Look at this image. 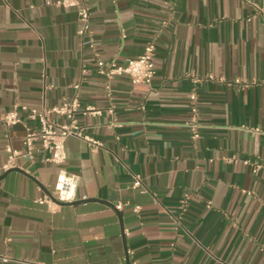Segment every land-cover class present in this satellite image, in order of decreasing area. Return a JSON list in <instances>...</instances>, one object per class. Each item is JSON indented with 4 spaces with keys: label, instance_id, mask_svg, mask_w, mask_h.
I'll return each mask as SVG.
<instances>
[{
    "label": "crops",
    "instance_id": "0c3cea01",
    "mask_svg": "<svg viewBox=\"0 0 264 264\" xmlns=\"http://www.w3.org/2000/svg\"><path fill=\"white\" fill-rule=\"evenodd\" d=\"M57 1L0 0V115L19 119L0 121V165L30 109L74 95L99 146L67 137L57 165L36 143L0 172V264H264V0H79L82 34ZM148 42L149 84L105 75ZM60 171L77 202H36Z\"/></svg>",
    "mask_w": 264,
    "mask_h": 264
},
{
    "label": "built area",
    "instance_id": "2783aa9c",
    "mask_svg": "<svg viewBox=\"0 0 264 264\" xmlns=\"http://www.w3.org/2000/svg\"><path fill=\"white\" fill-rule=\"evenodd\" d=\"M49 3L48 1H46ZM57 4L63 6H75L77 7L78 16L81 21V27L78 30L79 34L84 33L88 28V10L85 6L80 5L79 0H61L57 1ZM153 42H148L143 51L136 57L128 58L124 63L117 64L114 62L109 63L107 69L104 71L107 77H113L125 74L129 77L131 83H144L149 84L154 74L153 65ZM97 65L100 69L104 67V63L98 59ZM77 88L78 86L75 85ZM191 102L192 118L190 122V129L192 138L199 136L198 126L196 122V97L193 92L189 95ZM83 114H96L99 110L93 106H86L80 109L79 99L74 95L71 99H65L58 105L52 107H42L40 109H30L28 117L30 119L38 121V127L34 129H28L23 137V151H18L11 147L7 143L4 147L7 153V160L0 165V172L8 170L14 167L15 158L21 154L29 155L38 143L40 149L47 153L45 160L53 164H62L65 160V140L67 137L74 136L85 139L94 148L99 146V142L84 134L82 126H80L76 120L77 113ZM49 115L58 116L62 118V121H56L50 118ZM16 109L7 111L0 115V121L6 126L16 123L18 121ZM256 170V167L255 169ZM78 184V176L75 174L65 173L60 171L57 175L52 191V197L44 196L36 199V202L41 204H47L48 206L57 204V202L71 203L76 199V190ZM141 185V179L139 176H135L132 182V187H139ZM57 201V202H56ZM117 209L121 208L120 204L114 206ZM136 210L137 207H134ZM6 259V257H3Z\"/></svg>",
    "mask_w": 264,
    "mask_h": 264
},
{
    "label": "water",
    "instance_id": "95a60500",
    "mask_svg": "<svg viewBox=\"0 0 264 264\" xmlns=\"http://www.w3.org/2000/svg\"><path fill=\"white\" fill-rule=\"evenodd\" d=\"M12 169H14V170H17L16 168H12ZM48 196H50L51 198H53L52 197V195L50 194V193H48ZM57 202V201H56ZM75 202H77L76 200L75 201H73V202H71V203H75ZM58 204H70V203H63V202H57ZM110 206H113V205H110Z\"/></svg>",
    "mask_w": 264,
    "mask_h": 264
}]
</instances>
